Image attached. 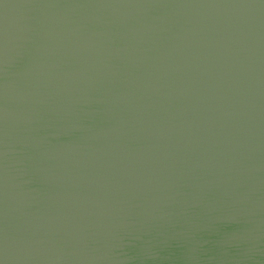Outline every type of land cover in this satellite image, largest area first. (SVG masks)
<instances>
[{
	"label": "water",
	"instance_id": "1",
	"mask_svg": "<svg viewBox=\"0 0 264 264\" xmlns=\"http://www.w3.org/2000/svg\"><path fill=\"white\" fill-rule=\"evenodd\" d=\"M0 264H264V0H0Z\"/></svg>",
	"mask_w": 264,
	"mask_h": 264
}]
</instances>
